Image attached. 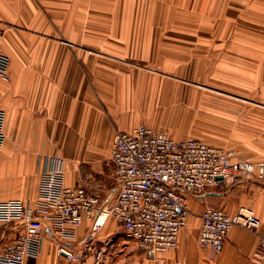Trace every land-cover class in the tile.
Wrapping results in <instances>:
<instances>
[{"label":"crops","instance_id":"crops-1","mask_svg":"<svg viewBox=\"0 0 264 264\" xmlns=\"http://www.w3.org/2000/svg\"><path fill=\"white\" fill-rule=\"evenodd\" d=\"M263 22L264 0H0V51L11 58L9 79L0 78V198L34 200L44 167L39 156L47 155L63 158L66 184L108 195L115 183L116 133L141 123L171 129L163 122V97H182L184 83L226 95L241 117L224 130H232L241 156L264 160ZM207 205L230 214L250 207L262 226L257 232L234 226L212 261L198 244ZM189 206L193 238L181 231L180 246L165 263L137 253L120 262L264 264L253 259L264 235V177H236L222 190L190 199ZM90 224L85 219L79 238ZM85 236L72 242L84 248ZM93 245L85 248L87 257ZM27 262L67 264L48 229L40 254Z\"/></svg>","mask_w":264,"mask_h":264},{"label":"built area","instance_id":"built-area-1","mask_svg":"<svg viewBox=\"0 0 264 264\" xmlns=\"http://www.w3.org/2000/svg\"><path fill=\"white\" fill-rule=\"evenodd\" d=\"M10 58L0 51V78L9 79ZM5 111L0 108V156L5 143ZM115 165L113 191L106 196L84 186L65 183L64 160L39 156L44 162L39 195L34 200L0 198V264H28L40 254L47 229L57 239V255L67 264H86V247L110 216L120 222L127 238L149 259L165 262V253L179 245L190 214L189 201L222 190L236 177H264V160H251L237 150L197 137L176 139L166 130L141 123L116 133L111 150ZM198 241L215 260L234 226L257 232L262 226L255 210L242 206L233 214L207 205L201 213ZM89 219L86 247L72 242ZM16 233L9 236L7 232ZM72 238V239H71ZM89 248V247H88ZM264 260V235L253 257Z\"/></svg>","mask_w":264,"mask_h":264},{"label":"rangeland","instance_id":"rangeland-1","mask_svg":"<svg viewBox=\"0 0 264 264\" xmlns=\"http://www.w3.org/2000/svg\"><path fill=\"white\" fill-rule=\"evenodd\" d=\"M184 86V95L182 97H175L172 95L163 97V122H168L171 126V129L163 128V130H166L169 134L173 133V135L178 132L181 134L189 133L190 135L184 137L205 139L217 143L222 147L239 151L237 148L238 146L233 143L235 139L230 136L232 130L230 128L224 130V128H227L225 125H229L228 122L235 120L237 123L240 120L241 114L239 109L234 106V104L226 102L224 98H227V96L223 93L216 92V90L208 89L204 86L193 85L191 83H184ZM207 93L213 94L217 98L209 97L206 95ZM231 99L240 102L238 98L231 97ZM243 103H245V101H243ZM236 130L238 133L239 130ZM177 135H175V138ZM178 136H180V138L183 137L181 135ZM238 154L240 153L238 152ZM113 218V216H110L102 228L96 233L93 240L95 246L93 245L94 248H91L88 253L87 264H124V261L123 263L120 262V257L126 260L133 253L141 254L144 258H147L145 254L138 249L139 247H137L135 242L124 235L120 224H117L115 221L116 219L114 218V220ZM193 227L195 226L192 224V216L189 215L187 224L182 230L189 241L193 238L192 236L195 232ZM85 234L79 238L76 232V236L71 239L72 241L81 243ZM179 246L180 241L176 248L165 253V259L168 252L177 250ZM80 248H82V246ZM190 248H192V246L189 247V249ZM199 248L201 252L208 256V253L201 249L200 244ZM179 264H183V261L181 263L179 262Z\"/></svg>","mask_w":264,"mask_h":264},{"label":"bare ground","instance_id":"bare-ground-1","mask_svg":"<svg viewBox=\"0 0 264 264\" xmlns=\"http://www.w3.org/2000/svg\"><path fill=\"white\" fill-rule=\"evenodd\" d=\"M250 10V9H249ZM241 13H242V11H240ZM258 13V12H257ZM219 15V14H218ZM244 15V14H243ZM251 17V16H250ZM249 17V18H250ZM224 18V17H223ZM252 19V18H251ZM256 19V18H255ZM219 20V19H218ZM249 20V19H248ZM256 21V20H255ZM240 22V21H239ZM264 23V22H263ZM242 24H245V23H242ZM263 25V24H262ZM252 27V26H251ZM259 32V31H258ZM223 34V33H222ZM250 35V34H249ZM224 36V35H223ZM257 36V35H256ZM260 38H262V37H258V39H260ZM221 39H222V37H221ZM227 39V38H226ZM10 58V57H9ZM10 60H11V58H10ZM138 126V125H137ZM253 160H256V159H253ZM79 186V185H78ZM174 249V248H173ZM202 249V248H201Z\"/></svg>","mask_w":264,"mask_h":264}]
</instances>
